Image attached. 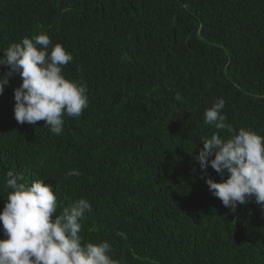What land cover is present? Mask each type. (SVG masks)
<instances>
[{
	"label": "trees",
	"instance_id": "16d2710c",
	"mask_svg": "<svg viewBox=\"0 0 264 264\" xmlns=\"http://www.w3.org/2000/svg\"><path fill=\"white\" fill-rule=\"evenodd\" d=\"M41 32L72 54L62 71L89 103L57 136L16 121L10 79L0 211L12 170L51 185L58 213L87 199L82 243L109 241L118 264H264V209L225 207L202 178L221 177L194 159L217 131L203 118L217 98L227 123L264 136V0H0V57Z\"/></svg>",
	"mask_w": 264,
	"mask_h": 264
},
{
	"label": "clouds",
	"instance_id": "9594fccd",
	"mask_svg": "<svg viewBox=\"0 0 264 264\" xmlns=\"http://www.w3.org/2000/svg\"><path fill=\"white\" fill-rule=\"evenodd\" d=\"M3 53L0 65L7 66V71L0 74V94L15 74L22 81L14 89V117L19 124L36 126L44 121V126L59 136L65 117H79L88 107L87 84L66 78L62 71L73 61L72 54L59 43L53 45L47 34L24 37ZM175 98L182 99L179 94ZM224 107V99L217 98L205 109L204 124L217 131L200 139L203 147L194 159L201 170L211 165L221 177L219 181L211 176L202 178L225 207L234 211L238 204L254 198L264 209V136L227 123ZM80 174L73 169L65 178ZM6 185L11 191L0 211L6 237L0 239V264H118L110 256L109 241L82 243L81 222L91 211L87 199L80 198L58 213L57 197L44 181L28 185L9 170Z\"/></svg>",
	"mask_w": 264,
	"mask_h": 264
}]
</instances>
